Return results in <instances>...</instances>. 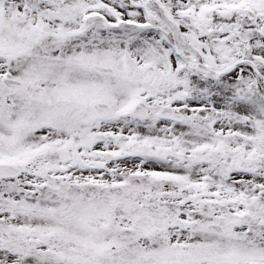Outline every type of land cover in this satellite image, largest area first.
I'll list each match as a JSON object with an SVG mask.
<instances>
[{
    "label": "snow or ice",
    "instance_id": "snow-or-ice-1",
    "mask_svg": "<svg viewBox=\"0 0 264 264\" xmlns=\"http://www.w3.org/2000/svg\"><path fill=\"white\" fill-rule=\"evenodd\" d=\"M0 264H264V0H0Z\"/></svg>",
    "mask_w": 264,
    "mask_h": 264
}]
</instances>
